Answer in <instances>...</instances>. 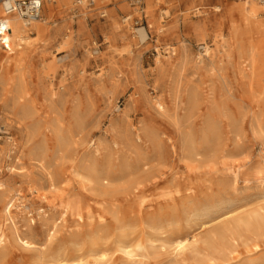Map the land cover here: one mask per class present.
I'll return each mask as SVG.
<instances>
[{"label":"rangeland","instance_id":"obj_1","mask_svg":"<svg viewBox=\"0 0 264 264\" xmlns=\"http://www.w3.org/2000/svg\"><path fill=\"white\" fill-rule=\"evenodd\" d=\"M79 1L72 0L70 7L57 1L46 11L43 4L49 31L43 36L36 31L26 35L29 74H10L0 62V235L5 237L0 264L70 261L96 231L101 229L112 244L126 230L111 215L102 226L95 218L76 221L71 205L76 198L87 201L90 191L81 175L70 173L72 162L55 155L58 138L49 126L56 119L62 132L70 130L106 145L123 129L150 121L173 132L174 122L189 112L195 95L196 121L187 129L200 136L207 130L210 112L221 110L214 125L221 136L219 149H225L227 156L194 161L179 150L165 161L168 180L162 186L177 182L194 190L168 208L176 228L186 236L205 239L231 217L264 206V74H234L232 69L213 74L211 63L198 72L186 66L180 74H172L156 63L159 53L165 62L170 47L182 43L195 58L202 32L208 34L214 50L215 33L230 36V16L215 11V6L240 0H88L86 6ZM259 17L264 19V11ZM140 27L147 28L145 41L137 32ZM226 49L217 52V60H226ZM4 51L0 44V58ZM49 63L56 67L52 81L41 73ZM20 86L29 93L22 101L26 110L13 104ZM249 86L254 87L251 106L236 98ZM51 90L57 92L56 102L49 99ZM156 98L165 105L163 113L154 107ZM100 164L104 172L118 173L122 167L121 160L112 161L107 154ZM58 171L66 175L51 185L49 174ZM8 195L15 198L12 219L3 211ZM140 229L136 225L128 230L137 234ZM244 234L247 241L227 264H264L263 238ZM17 235L31 244L23 245ZM194 264L223 262L199 256Z\"/></svg>","mask_w":264,"mask_h":264},{"label":"bare ground","instance_id":"obj_2","mask_svg":"<svg viewBox=\"0 0 264 264\" xmlns=\"http://www.w3.org/2000/svg\"><path fill=\"white\" fill-rule=\"evenodd\" d=\"M57 1L68 7L72 5V0H44V11L51 10L53 3ZM79 2L86 6L88 0ZM196 10L200 11V8ZM223 10L230 16L229 38L221 31L215 33L213 40L217 46L213 50L206 39L208 34L202 32L195 58L186 44L182 43L178 48L172 46L168 51L169 60L163 62L161 53L157 56L159 69L163 71L168 67L172 74H180L184 67L190 66L194 72H198L211 63L213 74H224L229 69L234 74H264V19L259 17L264 11V0H240L239 3L215 6V11ZM166 13L163 10V14ZM3 16L8 20L11 30L7 48L1 45L5 50L0 58L2 67L9 70L10 74H29L31 69L27 65V49L24 48V45L29 44L26 35L31 31L42 36L47 34L49 20L43 15L34 21H27L18 14L6 15L0 2V17ZM158 31L161 32L162 27ZM137 32L142 41L147 40V28H137ZM68 38L66 35V39ZM225 48L226 60H217V52ZM66 58L67 56L58 58V61ZM172 58L179 64L173 63ZM55 69L54 64L49 63L43 65L41 73H45L52 81ZM253 88L249 86L244 94L236 95L241 104H253ZM28 97L29 93L20 86L13 96V104L16 107L23 106L22 109L26 110L27 104L22 101ZM49 99L56 102L57 92L51 90ZM192 100L189 112L174 122L173 132L164 124L158 125L150 121L139 127L123 129L119 136L112 138L106 145H102L100 140L73 135L70 130L62 132L59 119L49 126L58 138L56 157L71 161L70 173L81 175L89 187L88 200L76 198L71 205L76 221L81 223L95 218L98 225L102 226L108 220L107 216L111 215L121 227H126L112 244H108L100 229L89 236L83 247L76 249L70 261L57 258L51 264H194L199 256H210L227 264L235 259L231 256L236 248L247 241L244 233L256 234V239L262 237L264 240V206L245 215L231 217L220 230L211 231L205 239L196 235L186 236L176 228L177 221L168 212V208H174L180 196L194 190L193 187L184 189L177 182L162 186L168 180V172L163 168L165 161L178 154L179 150L194 161H200L204 156L213 159L227 156L225 149H219L221 136L214 125L223 112L217 109L214 113L211 111L207 130L198 136L187 129L189 123L196 121L195 95ZM153 104L158 113L165 111L160 98H156ZM224 115L228 116L226 112ZM106 154L112 161H122L118 173L100 170V160ZM214 170L217 172L219 168ZM64 175L65 171H58L57 175L49 174L50 184L54 185ZM1 186L0 184V189ZM2 191L6 193L7 190ZM8 193L9 191L6 194ZM41 196L47 200L46 195ZM14 203V195H8L4 199L3 211L8 219H12L11 208ZM136 225L141 228L140 233L134 234L128 230ZM17 236L23 245L31 244ZM4 240L5 237L1 234L0 244Z\"/></svg>","mask_w":264,"mask_h":264},{"label":"built area","instance_id":"obj_3","mask_svg":"<svg viewBox=\"0 0 264 264\" xmlns=\"http://www.w3.org/2000/svg\"><path fill=\"white\" fill-rule=\"evenodd\" d=\"M6 15L18 14L27 21L41 17L44 0H0ZM10 26L6 17H0V44L7 48Z\"/></svg>","mask_w":264,"mask_h":264}]
</instances>
